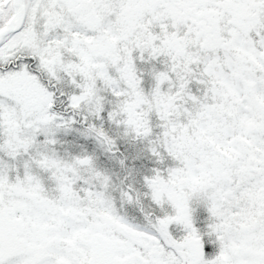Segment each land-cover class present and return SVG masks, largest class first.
I'll use <instances>...</instances> for the list:
<instances>
[{"label": "snow or ice", "instance_id": "obj_1", "mask_svg": "<svg viewBox=\"0 0 264 264\" xmlns=\"http://www.w3.org/2000/svg\"><path fill=\"white\" fill-rule=\"evenodd\" d=\"M0 264H264V0H0Z\"/></svg>", "mask_w": 264, "mask_h": 264}]
</instances>
